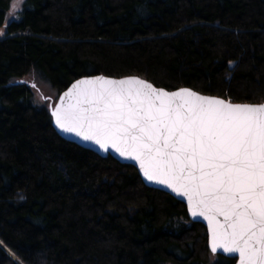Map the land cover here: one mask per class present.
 <instances>
[{
	"label": "trees",
	"instance_id": "obj_1",
	"mask_svg": "<svg viewBox=\"0 0 264 264\" xmlns=\"http://www.w3.org/2000/svg\"><path fill=\"white\" fill-rule=\"evenodd\" d=\"M18 15L0 35V264H234L133 165L62 138L24 77L59 93L137 74L260 103L264 0H23Z\"/></svg>",
	"mask_w": 264,
	"mask_h": 264
},
{
	"label": "snow or ice",
	"instance_id": "obj_2",
	"mask_svg": "<svg viewBox=\"0 0 264 264\" xmlns=\"http://www.w3.org/2000/svg\"><path fill=\"white\" fill-rule=\"evenodd\" d=\"M52 115L63 132L136 161L148 181L185 197L208 222L214 253L264 264V104L96 77L74 83Z\"/></svg>",
	"mask_w": 264,
	"mask_h": 264
},
{
	"label": "water",
	"instance_id": "obj_3",
	"mask_svg": "<svg viewBox=\"0 0 264 264\" xmlns=\"http://www.w3.org/2000/svg\"><path fill=\"white\" fill-rule=\"evenodd\" d=\"M96 77H105V78L117 79V80L124 79V78H129V77H137V78H140V79H142V80H144V81H146L148 83H151L155 88L163 89V90H165V91H167L169 93L176 92V91L181 90V89H188V90H191V91H193V92H195V93H197L199 95H202V96H205V97H212V98L222 99V100H225L227 102H231L232 104L262 105V104H264V101L260 102V103L232 102L231 100H229L226 97L219 96V95L206 94V93L200 92V91H198V90H196V89H194L192 87H189V86H180V87H177V88H174V89H168V88H166L164 86H158V85L154 84L152 81H150L149 79H146V78H144V77H142L140 75H137V74L117 77V76H112V75H106V74H103V73H96V74L83 75V76H80V77L74 79L72 82H70V84L67 87H65L62 91H60L58 93V96H57L55 102L54 103L51 102L50 105H49L50 114L52 116V125H53L54 129L57 131V133L62 138H64L67 141L74 142V143H76V144H78V145H80V146H82V147H84L86 149L92 150V151L96 152L97 154H99L100 156L106 157L108 155H111L113 158H115L117 161H119L121 163L133 165L137 169L141 179L144 181V183L147 186L152 187V188H156V189H160V190L165 191V192L171 194L172 196H174L176 199H178L179 201H181L182 203L185 204L187 212H188V215H189L190 219L193 222H200L206 227L207 235H208V248H209L210 252H212L213 254L223 255V256H226V257H229V258H235L236 260H235L234 264H239V258L235 254H229V253H225L223 251H217V252L214 253L212 251V249H211V232H210V228H209L208 222L206 220H204L202 217H193L191 215V213L189 211V206H188V203H187V200H186L185 197L177 195L175 192H173L171 189L167 188L165 185H161V184L155 183L153 181H148L146 179V177L143 175V172H142L141 168L139 167V164L136 161L121 157L113 149H109L108 151H104L98 145H96V144H94V143H92L90 141H84L80 137H77V136H75L74 134H71V133L63 132L60 128H58V126L56 125V122H55V117L52 115V112H53L54 108L60 104L61 96H63V94L65 92H67L71 88V86L74 83H76L77 81L83 80V79H92V78H96Z\"/></svg>",
	"mask_w": 264,
	"mask_h": 264
},
{
	"label": "rangeland",
	"instance_id": "obj_4",
	"mask_svg": "<svg viewBox=\"0 0 264 264\" xmlns=\"http://www.w3.org/2000/svg\"><path fill=\"white\" fill-rule=\"evenodd\" d=\"M22 2L23 0H12L4 25L0 27V33H2L0 35L4 34L7 24L12 19L19 17L18 12L21 9ZM14 5L16 7H13ZM24 78L32 83L35 104L48 106L51 102H55L58 93L47 81L41 79L35 72L27 74Z\"/></svg>",
	"mask_w": 264,
	"mask_h": 264
}]
</instances>
